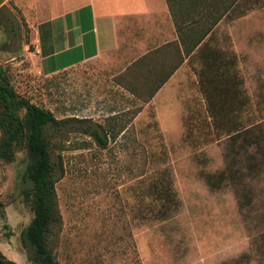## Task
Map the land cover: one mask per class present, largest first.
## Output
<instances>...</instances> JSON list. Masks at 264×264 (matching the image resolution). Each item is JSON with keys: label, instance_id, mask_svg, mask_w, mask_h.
I'll return each instance as SVG.
<instances>
[{"label": "rangeland", "instance_id": "obj_1", "mask_svg": "<svg viewBox=\"0 0 264 264\" xmlns=\"http://www.w3.org/2000/svg\"><path fill=\"white\" fill-rule=\"evenodd\" d=\"M255 12L242 26L246 38L239 40L235 54V79L241 84L232 88L243 89L252 104L251 109L242 103L248 111L244 124L254 117L256 97L264 94V8ZM35 47L36 34L13 1L5 3L0 8V64L14 88L56 119L75 118L71 72L44 77ZM180 81L184 84L176 87L177 94L158 104L161 127L146 111L106 148L83 133L88 123L75 119L48 131L51 156L62 160L55 185L60 222L50 237L59 264H234L238 259L239 264H256L248 256L249 238L232 190L210 191L202 177L223 168L222 140L204 144L211 137L199 113L192 118L193 143L182 140L184 116L203 102L194 79ZM25 166L24 153L12 163H0V251L16 264H30L20 242L32 218L19 195ZM164 169L181 202L170 217H162L153 191ZM257 187L264 190V181ZM258 197L264 202L263 191Z\"/></svg>", "mask_w": 264, "mask_h": 264}, {"label": "crops", "instance_id": "obj_2", "mask_svg": "<svg viewBox=\"0 0 264 264\" xmlns=\"http://www.w3.org/2000/svg\"><path fill=\"white\" fill-rule=\"evenodd\" d=\"M10 1L36 34L40 73L70 71L76 81L73 117L125 127L108 142L146 111L161 127L158 104L177 94L178 79H194L199 90L197 50L206 43L238 55L242 26L256 17L255 9L238 15L250 0H5L0 8Z\"/></svg>", "mask_w": 264, "mask_h": 264}, {"label": "trees", "instance_id": "obj_3", "mask_svg": "<svg viewBox=\"0 0 264 264\" xmlns=\"http://www.w3.org/2000/svg\"><path fill=\"white\" fill-rule=\"evenodd\" d=\"M240 5L235 6L234 10ZM262 8L264 0H250L248 7L239 9L238 15ZM204 45L197 50L198 67L193 68L203 107L193 111L194 114L188 112L184 116L182 140L187 144L193 143L192 118L193 115L198 117V113L203 121V129H207L211 137L204 144L222 140L223 168L202 177L210 191L230 187L249 238L248 256L256 264H264V202L256 198L257 193H264L262 188L257 187L264 181V106L261 105L264 94L256 97L254 117L249 124H244L242 117L248 111L243 104L247 102L246 107L251 106V109L252 104L243 89L232 88L236 83L241 84L240 80L235 79V53ZM74 119H56L50 110L19 94L11 83L7 68L0 64V163H12L18 153H24L26 166L19 195L32 218L20 234V242L30 264H59L50 247V237L60 222L55 185L58 181L57 171L62 170V160L60 155L56 159L51 156L53 144L48 131ZM109 123L107 120L106 125H89L83 133L88 134L100 147L106 148L108 136L114 140L125 128L115 129L107 125ZM160 173L161 183L153 186L156 193L154 198L156 202L159 201V211L165 215L162 217H170L179 210L181 202L170 172L164 169ZM3 208L0 201V213H3ZM239 262L238 259L234 264ZM0 264L16 263L0 251Z\"/></svg>", "mask_w": 264, "mask_h": 264}]
</instances>
